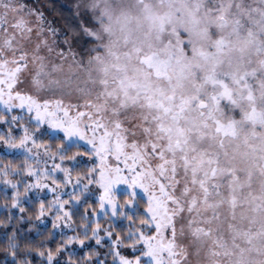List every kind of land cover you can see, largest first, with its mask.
Returning <instances> with one entry per match:
<instances>
[{"label": "snow or ice", "instance_id": "obj_1", "mask_svg": "<svg viewBox=\"0 0 264 264\" xmlns=\"http://www.w3.org/2000/svg\"><path fill=\"white\" fill-rule=\"evenodd\" d=\"M70 7L0 0V264H264V0Z\"/></svg>", "mask_w": 264, "mask_h": 264}, {"label": "trees", "instance_id": "obj_2", "mask_svg": "<svg viewBox=\"0 0 264 264\" xmlns=\"http://www.w3.org/2000/svg\"><path fill=\"white\" fill-rule=\"evenodd\" d=\"M72 0H50V3L54 6H57L59 8V11L65 15H68L71 13V11L68 9L67 5L69 2H71ZM27 3H35V0H26ZM55 19L59 20L60 17L59 16H55ZM4 156H0V158H3ZM9 159H11V157H8ZM10 196V194H9ZM3 201V200H0V202ZM26 208H31L32 206L31 205H25ZM34 211V209H33ZM81 211H83L81 209ZM13 213L15 214L16 213V210H13ZM6 216V212L5 210H2L0 211V219H3L4 217ZM30 223H33V224H36L37 227L39 228L40 231L44 232L45 229H48L50 230L51 228V225H41L39 224L38 221H31ZM21 227L23 228H27L28 227V224H24V225H21ZM4 231V229L0 228V233H2ZM46 232H45V236H46ZM29 237L30 239H32L33 241H35L36 243H41L43 241V237H38L36 235V232L33 231L32 233H29ZM59 240V233H55L54 234V240H49L47 241V243L51 246V247H55V241ZM4 258V254L2 251H0V260H2ZM31 259L33 260V264H36V261L38 260V257L35 256V254L32 255Z\"/></svg>", "mask_w": 264, "mask_h": 264}, {"label": "rangeland", "instance_id": "obj_3", "mask_svg": "<svg viewBox=\"0 0 264 264\" xmlns=\"http://www.w3.org/2000/svg\"><path fill=\"white\" fill-rule=\"evenodd\" d=\"M73 3H74V0H72L71 2H69L68 5H67V7H68V9H69L70 11H72L70 5H72ZM245 134H248V130H247V129L245 130V133H242V134H241L242 137H243V135H245ZM0 156H4V152H3L2 149H0ZM67 191H71V189L69 188V189H67ZM9 194L11 195V190H9ZM46 199H50V196H49V197H46ZM2 204H3V201L0 202V205H2ZM2 210H4V209H3L2 207H0V211H2ZM238 215H239V213H238ZM43 225H44V226H45V225H51V222L48 221V220L46 219V223L43 224ZM65 231H67V230H65ZM56 233H59V230H57ZM93 243H94V242H93Z\"/></svg>", "mask_w": 264, "mask_h": 264}]
</instances>
